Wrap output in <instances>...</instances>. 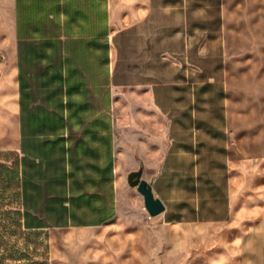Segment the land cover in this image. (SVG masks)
Instances as JSON below:
<instances>
[{"label":"crops","instance_id":"obj_1","mask_svg":"<svg viewBox=\"0 0 264 264\" xmlns=\"http://www.w3.org/2000/svg\"><path fill=\"white\" fill-rule=\"evenodd\" d=\"M134 2L125 15L115 0H11L1 81L15 146L0 151V163L15 165L23 232L110 223L125 174L142 165L165 206L159 219L225 224L233 157L264 160V122L247 132V113L233 108L245 100L228 92L247 70L223 68L216 96L215 69L205 74L199 64L200 41L210 50L222 38L225 58L249 50L264 58V17L240 18L236 29L224 0L207 6L202 21L199 4L193 13L185 0L171 19L167 0ZM240 251L243 264H264V219L249 227Z\"/></svg>","mask_w":264,"mask_h":264},{"label":"rangeland","instance_id":"obj_2","mask_svg":"<svg viewBox=\"0 0 264 264\" xmlns=\"http://www.w3.org/2000/svg\"><path fill=\"white\" fill-rule=\"evenodd\" d=\"M167 1L169 19L175 18V14L181 12V0ZM185 1L183 6L193 13H196L195 7L199 4L201 21L208 17L207 6L219 4V0ZM115 2L119 4L120 14L126 15L128 7L135 5L136 1ZM224 3L226 8H231L232 27L236 29L240 27V18L256 20L257 17H264V0H224ZM10 11L11 0H0V56H4L3 47L7 44L6 37L11 28ZM200 44V67L205 68V74L207 68L216 71V96L221 92L220 85L225 74L221 71L223 68H232L233 76L238 68L247 70L244 81H237V88L228 92L244 98V104L233 108L236 112L247 113V132H256V124L264 122V105L259 100L264 95V88L256 80L261 75V68H264V58L254 55V50H249L247 57L234 55L225 58L222 54L223 38L212 42L214 46L210 50L205 48L207 40H201ZM1 67L2 63L0 151H3L15 146V121L9 119L7 94L10 89L2 85ZM257 162L255 159L233 157L232 215L225 224L210 227L173 225L159 217H151L143 197L130 188L128 175L125 174L119 212L110 223L96 229L29 234L17 224L18 205L14 187L0 196V203L6 204L0 208V260H5L7 264H243L240 239L251 225L264 219V160Z\"/></svg>","mask_w":264,"mask_h":264},{"label":"water","instance_id":"obj_3","mask_svg":"<svg viewBox=\"0 0 264 264\" xmlns=\"http://www.w3.org/2000/svg\"><path fill=\"white\" fill-rule=\"evenodd\" d=\"M144 167L133 171L128 176V183L132 188H137L143 196L145 208L151 217H157L165 211V206L160 199L154 197L151 185L142 179Z\"/></svg>","mask_w":264,"mask_h":264},{"label":"trees","instance_id":"obj_4","mask_svg":"<svg viewBox=\"0 0 264 264\" xmlns=\"http://www.w3.org/2000/svg\"><path fill=\"white\" fill-rule=\"evenodd\" d=\"M16 178H17V171L14 163L11 167H8L5 164L0 163V196L12 190L14 187H16ZM15 195H16V191H15ZM4 205L6 204L0 203V208H3Z\"/></svg>","mask_w":264,"mask_h":264},{"label":"built area","instance_id":"obj_5","mask_svg":"<svg viewBox=\"0 0 264 264\" xmlns=\"http://www.w3.org/2000/svg\"><path fill=\"white\" fill-rule=\"evenodd\" d=\"M2 61H3V57L0 56V65H1Z\"/></svg>","mask_w":264,"mask_h":264}]
</instances>
